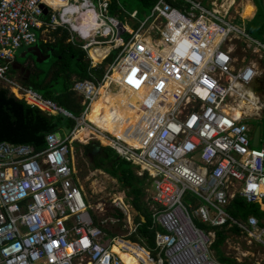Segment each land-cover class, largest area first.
<instances>
[{"label": "built area", "instance_id": "1", "mask_svg": "<svg viewBox=\"0 0 264 264\" xmlns=\"http://www.w3.org/2000/svg\"><path fill=\"white\" fill-rule=\"evenodd\" d=\"M209 4L156 0L130 29L116 15L117 0H0V88L46 115L73 121L66 133H46L38 151L0 141V264H127L113 247L138 264H223L210 249L213 228L224 225L264 247V225L227 211L235 196L264 204V146H250L247 126L264 109L262 70L255 58L237 61L229 42H241L258 58L264 44L229 21V7ZM127 16L135 19L136 12ZM36 31L44 42L46 33L65 31L64 41L85 53L87 77L70 88L77 114L9 74L13 50L34 43ZM108 56L97 77L91 68ZM100 91L133 110L129 129L138 145L87 118ZM114 103L109 117L121 124ZM79 131L85 132L80 139ZM88 140L113 149L137 175L147 174L153 253L126 233L106 232L117 217L89 211L72 162V143ZM112 206L127 217L121 198Z\"/></svg>", "mask_w": 264, "mask_h": 264}, {"label": "trees", "instance_id": "2", "mask_svg": "<svg viewBox=\"0 0 264 264\" xmlns=\"http://www.w3.org/2000/svg\"><path fill=\"white\" fill-rule=\"evenodd\" d=\"M139 1L148 10L156 0ZM176 3L179 2H174L172 5H175ZM255 3L258 5L255 14V22L258 19H261L259 27L260 29H263L264 22L262 23V20H264V0H255ZM229 4L230 1L227 5ZM64 38L65 33H62L59 39L52 42V45L57 47V49L53 50L55 54L51 65V67H53V70L50 71L51 77L43 83L45 76L49 72L48 69V72H42L39 78L35 79L36 74H33L27 82L22 81V84L27 87H31L32 89L38 91L42 96L54 100L57 104L67 109L66 104L68 103L71 92L68 90L72 84L70 76L74 74L76 79L85 78L87 62L83 60V52L81 50L63 43ZM110 60L111 56H108L103 60V62H101V64L95 66L91 70L99 77L103 66ZM59 77H61V80ZM41 83L43 84L41 85ZM58 83L61 88L53 89L52 85H56ZM101 93H104V95L98 98L97 103H100L103 110L109 114V106L105 96L106 92L101 91ZM130 125L131 124L117 125L109 120V125L104 129L112 134L118 135L122 132L123 128L129 127ZM72 126L73 121L71 119L65 118L62 115L46 116L36 108L30 107L24 102L14 99L12 96L8 95L7 90L0 88V141L30 144L36 151H38L45 147L44 136L46 133L58 130L66 133V130L69 131V128ZM73 144L81 147L82 153L86 156L89 153H92L91 159L89 160L91 168L102 169L114 178L120 187L125 190V196L130 198L128 202L131 207L138 215H142L144 217L145 221L137 227L136 232L126 238L137 241H139V237L144 238L146 247H151L153 245V232L148 229L149 220L145 206L146 202L143 201V197L145 195L144 189L150 184L147 179V174L144 172L141 175H137L132 170L133 166L128 161L119 157L110 147L99 146L98 151H93L94 146L98 145V142L96 141H90L86 144L73 142ZM227 211L233 216L242 218L249 213L253 214L258 219L259 224H261V220L264 219V210H260L258 208V204L247 203L239 197H235L231 200L227 206ZM105 215L120 216V213L117 209L111 207L105 211ZM92 217L95 221L96 218L93 214ZM225 229L233 230L235 232L238 230L235 227L227 228L225 225L213 228L214 241L211 244V249L216 255V258L219 260H225L221 256V252L219 250V246L225 239ZM106 232L110 233L107 230ZM139 242L142 243L141 241ZM113 250L119 254L120 259L123 262L127 264H138L137 260L129 257L127 254L120 253L116 248H113Z\"/></svg>", "mask_w": 264, "mask_h": 264}, {"label": "rangeland", "instance_id": "3", "mask_svg": "<svg viewBox=\"0 0 264 264\" xmlns=\"http://www.w3.org/2000/svg\"><path fill=\"white\" fill-rule=\"evenodd\" d=\"M251 1V2H250ZM233 0L231 9L228 11V18L231 23H233L236 27L240 29H245L246 33H248L252 38L256 39L260 43L264 44V28L260 29V21L256 19V11L258 5L255 3V0ZM122 6V9H119L118 18L123 21H127L128 25L131 27V24H136L139 21L144 20V17L148 15V10L144 5L141 4L139 0H119ZM256 8L254 18L251 19L254 13V6ZM253 7V9H252ZM135 11L136 17L135 19L128 18L127 14ZM264 20H262V23ZM36 38L35 42L29 44L27 46L23 45L17 49L13 50V56L15 63L17 65L26 63L28 65L34 64V66L43 71H47L50 68V64L53 63L54 60V49L57 47L52 45V43H42L38 38V32H35ZM48 41H52L53 38L59 39L61 33H53L48 35ZM229 44H233L235 48V56L237 61L242 56H250L248 50H245L243 46H240L238 42L230 41ZM259 53L262 55V63L264 66V49L258 48ZM91 55L96 58L94 51H91ZM238 63V62H237ZM105 66V65H104ZM17 78V77H16ZM61 80V77H59ZM73 79V76L71 77ZM263 83H264V74H263ZM52 88H61L60 84L52 85ZM106 101L108 106L111 103H114V107L118 110L117 116L121 124L127 123L132 124L131 121H127V119L120 114V109L122 105H120V99L118 97H113L105 91ZM75 97L71 96L66 104L67 109L72 112V114H77V111H74L78 105L74 101ZM260 102L264 106V88H263V96L261 97ZM81 109V107H80ZM131 112H133L131 110ZM65 117V116H63ZM66 118V117H65ZM126 119V120H125ZM117 124V123H116ZM247 126L249 127L248 136H251L249 140L250 146L252 148H260L264 145V109L261 113H259L258 118L251 117L247 120ZM68 131V130H66ZM60 133L63 134V131L60 130ZM79 138V137H77ZM80 139V138H79ZM92 141V140H90ZM89 140L86 142H77L81 144H86L90 142ZM103 146V142L99 144ZM72 162L75 171V181L77 186L80 188L86 203L90 207L89 210L91 213L102 214L105 210H108L110 206H112V200L121 198L124 204L128 205L129 197L125 196V190H123L120 185L116 182L114 178H112L108 173L103 171L102 169H93L91 168L89 157L84 155L81 151V147L73 144L72 145ZM91 157V155H90ZM133 172H136V167L132 165ZM145 195L143 197V201L147 200L152 195L153 188L149 184L144 189ZM264 205V204H263ZM133 211V210H132ZM134 212V211H133ZM264 223V221H263ZM231 234V233H229ZM246 238L243 233L233 234L230 237H226L223 244L219 247V250L222 254H229L231 256L237 255L238 258L241 259V264H264V250H260L256 246V244L251 241V244L246 243ZM212 255L215 257V254L212 250Z\"/></svg>", "mask_w": 264, "mask_h": 264}, {"label": "crops", "instance_id": "4", "mask_svg": "<svg viewBox=\"0 0 264 264\" xmlns=\"http://www.w3.org/2000/svg\"><path fill=\"white\" fill-rule=\"evenodd\" d=\"M196 1H198V2H200L202 5H204V6H207V7H211V5L209 4L210 3V1H214V3H218L219 5H223L225 8L226 7H229V10L231 9V6H232V4L231 3H233V0H196ZM230 1V4H229V6L227 5V3ZM250 1V0H249ZM117 2L119 3V4H121L120 2H119V0H117ZM251 2V1H250ZM174 3V2H173ZM176 5H180V3H176L175 4V6ZM253 5V4H252ZM254 6V5H253ZM252 9H253V7H252ZM255 11H256V8H255V6H254V13H253V15H252V17H251V19L253 20V18H254V14H255ZM110 13H113V8H112V11H110ZM116 15H117V17H118V15H119V12L117 11L116 12ZM126 22V24L128 25V23H127V21H125ZM129 26V25H128ZM135 26V24H131V27L129 26V28L130 29H132L133 27ZM56 31H54V32H48V33H46L45 35H51V34H53V33H55ZM62 33H65V31H62ZM48 39H49V36H48ZM55 39L53 38V40L50 42V41H48L47 39H46V41L44 42V41H42L41 40V42L42 43H45V44H48V43H52L53 41H54ZM63 43L64 44H66V45H70V46H72V47H74V48H76V49H79V50H81L78 46H76V45H73V44H71V43H68V42H66V41H63ZM238 44H241V42H238ZM242 45V44H241ZM264 49V48H263ZM82 52H83V60L84 61H86L87 62V67H86V71H87V68H88V61H87V59H86V57H85V53H84V51L83 50H81ZM250 54V53H249ZM259 54V58L257 57V54H254L252 57H250V56H247V55H245V59L247 60H251V59H256L257 60V68L258 69H260V71L262 70V75H261V78H260V80H262L263 81V74H264V66H263V63H262V55L260 54V53H258ZM242 57H244V56H242ZM241 57V58H242ZM240 59V58H239ZM101 62H103V60L101 61ZM101 62L100 63H98V64H96L95 66H97V65H99V64H101ZM26 63H23V64H19V65H17L16 63H15V60H13V63H12V65H11V67H10V69H9V74H10V76L13 78V79H15L16 81H18L19 83H21L22 84V81L23 82H27L28 81V79H30V77H32V75L33 74H36L35 75V77H37V78H39L40 76H41V74H42V72H44L43 70H41V69H38V68H36V69H34L33 71H31V73H30V75L28 74V77H26L25 79H21L20 78V76H19V70H20V68L23 66V65H25ZM107 64V63H106ZM105 64V65H106ZM51 65H52V63L50 64V68H49V72H48V70H47V72H48V74L45 76V78H44V80H43V82H46L50 77H51V73H50V71L51 70H53L52 69V67H51ZM104 67L105 66H103V68H102V72H103V70H104ZM262 68V69H261ZM92 69V68H91ZM102 72H101V74H102ZM73 76V79H71V77ZM101 76V75H100ZM99 76V77H100ZM17 77V78H16ZM86 77H87V72H86ZM98 77V76H97ZM36 78V79H37ZM74 79H76V76L74 75V74H72L71 76H70V80L71 81H73ZM23 85V84H22ZM72 85V84H71ZM31 88V87H30ZM70 88H71V86L69 87V92L71 91L70 90ZM38 92V91H37ZM8 93V92H7ZM9 95V94H8ZM71 96H73V97H75V99H74V101H75V103L78 105V107L74 110V111H77L78 109H79V103H78V99H77V97L74 95V93L71 91L70 92V97ZM131 100V99H130ZM26 104V103H25ZM131 111V110H130ZM130 111H128V113L130 114ZM41 113H43V112H41ZM44 115H46L45 113H43ZM46 116H49V115H46ZM67 118V117H66ZM69 129H71V128H69ZM58 132H60V130H58ZM61 134V133H60ZM88 143V142H87ZM81 144V143H80ZM72 145H73V143H72ZM98 146H100L99 144H98ZM262 146H264V145H262ZM261 146V147H262ZM88 156V155H87ZM89 157V160L91 159V157L90 156H88ZM74 178H75V175H74ZM236 197V196H235ZM235 197H233V198H235ZM232 198V199H233ZM240 198V197H239ZM85 199V198H84ZM120 199V198H119ZM232 199H230V202H231V200ZM242 199V198H241ZM86 201V200H85ZM123 202V201H122ZM145 206H146V211H147V217H148V220H149V211H148V203H149V198H147V200H145ZM229 202V203H230ZM254 204H258V208L260 209V210H264V205L262 204V203H257V202H255ZM126 206H127V217H125V216H123L122 214H121V212H119L120 213V216H116V215H111L112 217H117L118 218V222L115 224V226L113 227H105V229L107 230V231H109L110 232V234L111 233H113V234H124V233H126L127 234V236H129V235H131V234H133V233H135L136 232V229H137V227L141 224V223H143L145 220H144V217L142 216V215H138L136 212H135V210L131 207V205L129 204V202H128V205L127 204H125ZM114 208L113 206H110L109 208ZM115 209H117V208H115ZM118 210V209H117ZM134 212H133V211ZM106 211V210H105ZM105 211L102 213V216L103 217H105V216H107V215H105ZM119 211V210H118ZM249 215H251V216H253V217H255L253 214H247L244 218H242V217H237V218H239L240 220H245L246 218H247V216H249ZM234 217H236V216H234ZM256 218V217H255ZM97 219V218H96ZM256 220H257V222H258V224H259V221H258V219L256 218ZM263 221H264V219H262L261 220V224H259V225H264V223H263ZM135 225V228L132 230V227ZM225 227H227V228H229V227H234V226H225ZM148 229L149 230H151L153 233H154V230L152 229V228H150V220H149V224H148ZM155 229H157V227L155 228ZM237 229V228H236ZM225 239H226V237H230V235L232 236L233 234H239V230H237V232H235V231H233V230H226L225 229ZM229 233H231V234H229ZM126 236V237H127ZM245 238H246V243H248V244H251V241H253L255 244H256V246L259 248V246L258 245H260L258 242H256L255 240H253V238H251V237H248L247 235H245ZM224 239V240H225ZM224 240H223V242H224ZM132 241H135V242H137V243H139L141 246H143L145 249H147V250H149V251H151V253H153L152 252V249H153V247H154V243H153V245L151 246V247H146V245H145V243H144V238H141V237H139V241H141L142 243H140L139 241H137V240H132ZM152 241H153V237H152ZM213 241H214V239H213ZM223 242L221 243V245L223 244ZM220 245V246H221ZM219 246V247H220ZM261 246V245H260ZM261 251L262 250H264V247H262L261 246V248H259ZM221 252V251H220ZM210 255H211V257L214 259V260H216L217 262H219V263H223V264H241V259L240 258H238L237 257V255H233V256H231V255H229V254H222L221 253V256L225 259V260H219L218 258H216V255H215V257H213V255H212V249H210Z\"/></svg>", "mask_w": 264, "mask_h": 264}, {"label": "bare ground", "instance_id": "5", "mask_svg": "<svg viewBox=\"0 0 264 264\" xmlns=\"http://www.w3.org/2000/svg\"><path fill=\"white\" fill-rule=\"evenodd\" d=\"M101 92V91H100ZM18 95V94H17ZM19 97V96H18ZM119 98V97H118ZM120 99V98H119ZM132 100V99H131ZM97 101H98V99L97 100H95V101H93L92 103H91V111L87 114V118L89 119V120H91L92 122H94L97 126H99V127H101V128H103L104 127V124H102V125H100V124H98V117H102L101 119H100V121H103V119H104V112H103V110H102V106H101V104H98L97 105ZM121 111H120V114L122 115V116H124L126 119H127V121H131L132 122V113L133 112H131L130 110H127V106L125 105H123L122 106V108L120 109ZM128 111H130V114L128 113ZM133 111V110H132ZM237 114V113H236ZM124 124H128V122L127 123H124ZM118 125V124H117ZM120 125V124H119ZM130 128V126L129 127H125V128H123L122 129V132L120 133V134H118V136H121L123 139H125V140H127L129 143H131V144H133V145H138V140L136 139V137L135 136H133L132 135V131L129 129ZM106 130V129H105ZM83 134H85V132L84 131H79L77 134H76V137H79V138H82V135ZM113 248H116V247H113ZM112 248V249H113ZM119 251V250H118ZM121 253V252H120ZM118 254V253H117ZM143 255V254H142ZM118 257L120 258V256H119V254H118ZM136 260V259H135ZM146 264H150V263H148V262H146Z\"/></svg>", "mask_w": 264, "mask_h": 264}, {"label": "flooded vegetation", "instance_id": "6", "mask_svg": "<svg viewBox=\"0 0 264 264\" xmlns=\"http://www.w3.org/2000/svg\"><path fill=\"white\" fill-rule=\"evenodd\" d=\"M94 51V53H95V55H98V53H99V51H100V49H94L93 50ZM59 57V56H58ZM53 68V67H52ZM34 69H36V67L34 66V64H32V65H28V64H25V65H23L21 68H20V70H19V76H20V78L23 80V79H25L26 77H28V74L30 75V73H31V71H33ZM37 77H35V79H36ZM44 83V82H43ZM43 83H41V85L43 84ZM98 104H100V103H97V105ZM102 110H103V108H102ZM103 112H104V119H103V121H100V119L102 118V117H98V124H100V125H102V124H104V127L103 128H106L108 125H109V120H110V118H109V114L105 111V110H103ZM139 144V143H138ZM96 146H94V148H93V151H98V149L99 148H95ZM92 156V153H89L88 154V156Z\"/></svg>", "mask_w": 264, "mask_h": 264}, {"label": "water", "instance_id": "7", "mask_svg": "<svg viewBox=\"0 0 264 264\" xmlns=\"http://www.w3.org/2000/svg\"><path fill=\"white\" fill-rule=\"evenodd\" d=\"M55 134H56V135H58V133H57V132H55ZM95 148L97 149V148H99V146L97 145Z\"/></svg>", "mask_w": 264, "mask_h": 264}]
</instances>
